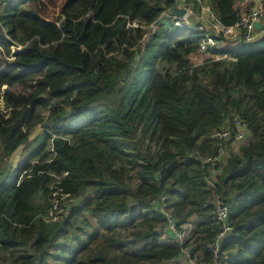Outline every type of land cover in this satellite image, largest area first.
<instances>
[{"label": "trees", "instance_id": "16d2710c", "mask_svg": "<svg viewBox=\"0 0 264 264\" xmlns=\"http://www.w3.org/2000/svg\"><path fill=\"white\" fill-rule=\"evenodd\" d=\"M174 1L1 0L0 97L11 109L7 117L0 108V162L28 143L35 111L51 108L45 137L0 182L4 263L45 264L49 247L70 232L82 250L61 264H106V252L117 248L95 235L132 224L142 206L157 223L135 232L147 245L119 264H167L182 245L160 239L164 216L149 198L163 190L178 217L195 220L184 245L209 260L207 242L220 228L216 189L236 226L221 243V263L264 264V34L225 49L227 58L192 64L201 31L159 27L144 41L149 29L128 26L127 16L150 24ZM208 1L224 23L238 20L237 0ZM237 117L251 139L226 152L211 188L194 154L231 143ZM50 139L53 156L33 161ZM84 194L63 219H43L56 199ZM85 212L87 221L79 224L75 216ZM95 217L99 226L90 231ZM107 240L123 247L121 239ZM91 243L100 252L93 253Z\"/></svg>", "mask_w": 264, "mask_h": 264}, {"label": "built area", "instance_id": "2783aa9c", "mask_svg": "<svg viewBox=\"0 0 264 264\" xmlns=\"http://www.w3.org/2000/svg\"><path fill=\"white\" fill-rule=\"evenodd\" d=\"M184 9L183 14L172 12L173 5ZM172 6L165 8L154 22L147 24L140 19L131 20L127 16L128 26H141L154 30L155 27H178L189 28L202 32L200 45L196 52L190 55L191 63H202L206 59H221L227 58L228 54L225 49L237 45L243 40H255L264 34L263 28L256 26L257 22H262L264 17V0H256L249 5L246 10H239V18L237 21L226 24L220 19L219 15L213 9L208 0H175ZM0 0V8H1ZM200 54V55H199ZM199 56L203 57V61L199 62ZM235 137L234 142L240 143L251 139V131L247 128L244 121L237 117L234 120ZM230 127L223 130L224 141L230 139ZM229 135V139H227ZM233 141L231 143L233 144ZM225 144L220 143L214 153L203 154L196 152L194 157L197 158L201 170H203L204 180L212 188L215 187L214 177L221 172L222 165L225 164L226 157ZM224 166V165H223ZM169 194L167 191H160L157 195L149 198L150 204L161 212L164 216V222L158 229L160 235L164 238L172 234L175 241L182 245L181 252L186 257V264H223L221 263V247L222 242L234 235L236 226L232 225L229 220L230 206L225 202L215 189L213 204L215 207L214 218L215 222L220 226L215 237L208 241L212 257L209 260H204L191 252L189 246L184 245L185 240L191 236L195 226L193 219L183 220L178 217L172 208L168 205ZM76 201H63L60 203L57 199L54 201L48 215H44L43 219L48 222L50 220L62 219L69 212V208ZM168 264H175L169 262Z\"/></svg>", "mask_w": 264, "mask_h": 264}, {"label": "rangeland", "instance_id": "374dc122", "mask_svg": "<svg viewBox=\"0 0 264 264\" xmlns=\"http://www.w3.org/2000/svg\"><path fill=\"white\" fill-rule=\"evenodd\" d=\"M261 28H263V30H264L263 24H262ZM147 29H149V28H147ZM156 29H159V27L158 28L155 27L154 30L149 29L147 31V33L145 34V37L143 40L145 41L151 34L154 33V31ZM198 60H199V62H202L203 57L199 56ZM0 108L3 109V111L6 113V115L8 117L11 106L5 105V102L1 97H0ZM50 112H51V108L49 106L45 107V108L39 107L35 111L34 119L31 121L30 125L28 126V128H32V131H34V133L31 135L32 137L30 138L28 143L27 144L25 143L26 144L25 146L22 145V147L19 148L13 154L14 156L11 157L8 161L0 162V182H1V179H3V177L5 176L4 172L5 171L7 172L9 170L12 171V170L16 169L18 164L27 157V152L30 149H32L41 139H43L45 137V136H43L44 135L43 133H46L49 131L47 128V120H46L47 117L46 116ZM229 127H230V123H228V122H225L222 125L223 130H227V129H229ZM138 134H142V132L139 131ZM66 136H68L72 142L75 141L72 135H66ZM226 137H227V139H229V135H227ZM135 139H137V138H135ZM140 147L142 148V150L145 149V147L141 144H140ZM239 147H240L239 141H238V145L234 141H233V144L232 143L228 144V142L225 143V150H227V153L229 152V149L238 150ZM51 156H53V147H52V141L50 139L47 142L46 148H45L44 152L41 154V156L34 158L33 161L36 159H41V158L46 159V158H49ZM226 160H227V157H225V161ZM223 165H225V164H223ZM223 165H222V167H223ZM130 174H132V173L130 172ZM10 177H12V176H10ZM128 179H130V178H128ZM130 185L132 187L135 186V180L134 179L131 181ZM88 191L93 193V191H91L90 188L88 189ZM83 199H85V194L82 197H75V198H70L67 200L76 201V204H77V202L81 203L82 202L81 200H83ZM135 200H136V198L134 196H131L129 198V203L132 204V202H135ZM63 201H65V200H62V202ZM143 203L145 204L144 200H143ZM69 206L72 207V205H69ZM87 214L89 216L88 212H85L84 214H79V215L75 216L77 222L79 224H81V223L85 224L87 221V219H86ZM136 214H137V218L135 219V221L132 224H126V225L122 226L120 223H118L116 225V232H107V230L104 228V230H103L104 233L98 234L99 236L95 235V237H97L98 239H101L103 241L106 240L105 246L117 248L116 250L106 252V255H107L106 264H119L125 258H126V260L127 259L130 260L133 250L142 249V248L146 247V245H147L146 240L143 238H142V240L136 239L137 236L135 235V232L138 230L142 231L144 229H147L151 224L155 225L157 223V219L153 218L151 211L147 207L141 206V208H137ZM147 215H149V216L147 217ZM120 218H121L120 221L123 222V220L128 218L127 213L122 214V217H120ZM143 218L144 219L149 218V221H143ZM56 220H59V219H56ZM50 221H54V220H50ZM94 222H95L94 225H89L87 227L90 231H94L96 226H99V221H98L97 217H95ZM82 233L83 232L81 231L80 234H82ZM101 236H103V237H101ZM113 238L121 239L120 241L123 244V247L121 248L120 246H118L119 242H113V240H107V239H113ZM93 239H95V238H93ZM90 247L92 248L93 253L100 252L98 247L93 246V243H91ZM75 249H81L82 250V248L80 247V243L76 239V237L73 238V236L70 232L67 233L66 235H62V236L60 235L57 238V242L55 243V245L49 247L50 253H49V256H46V258L44 260L45 264H61L62 262H64V258L66 259L69 252H71ZM81 253L83 254V251L80 252L79 255H81ZM4 254L8 256L7 252L1 250L0 251V264H6L4 262L7 259L5 258L6 256ZM87 257H92V255L89 254Z\"/></svg>", "mask_w": 264, "mask_h": 264}, {"label": "crops", "instance_id": "0c3cea01", "mask_svg": "<svg viewBox=\"0 0 264 264\" xmlns=\"http://www.w3.org/2000/svg\"><path fill=\"white\" fill-rule=\"evenodd\" d=\"M256 0H237L236 3H235V6L236 8H238L239 10L243 11V10H246L247 7L251 4H253ZM264 18V17H263ZM262 24L264 26V19L262 21ZM2 180V179H1ZM76 204V203H75ZM193 219L194 221V224H195V220L193 217H189L188 219ZM187 219V218H186ZM160 239L162 241H175V238L173 237L172 234H169V236H167L166 238H164L163 235H160ZM191 247H195L193 246V244L191 245ZM200 254H202L201 250H198V252L196 253L197 256H200ZM169 262L171 263H177V264H186V257L185 255L183 254V252L180 253V255L174 259V260H170ZM168 262V263H169ZM167 263V264H168Z\"/></svg>", "mask_w": 264, "mask_h": 264}, {"label": "water", "instance_id": "95a60500", "mask_svg": "<svg viewBox=\"0 0 264 264\" xmlns=\"http://www.w3.org/2000/svg\"><path fill=\"white\" fill-rule=\"evenodd\" d=\"M31 10L33 11V12H36V10L34 9V8H31ZM172 12L173 13H176V14H183L184 13V9H182V8H179V7H177L175 4L173 5V7H172ZM256 26L258 27V28H261L262 27V22H257L256 23Z\"/></svg>", "mask_w": 264, "mask_h": 264}]
</instances>
